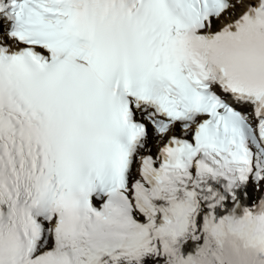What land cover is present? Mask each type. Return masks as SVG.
Segmentation results:
<instances>
[{
	"label": "bare ground",
	"instance_id": "1",
	"mask_svg": "<svg viewBox=\"0 0 264 264\" xmlns=\"http://www.w3.org/2000/svg\"><path fill=\"white\" fill-rule=\"evenodd\" d=\"M244 6H245V5H244ZM244 6H243V7H244ZM243 7H242V5H239V6H238V9L240 10V9H242ZM244 8H246V6H245ZM224 19L227 20V18H224Z\"/></svg>",
	"mask_w": 264,
	"mask_h": 264
}]
</instances>
